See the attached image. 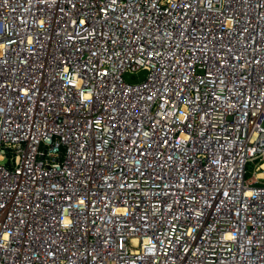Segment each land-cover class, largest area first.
Instances as JSON below:
<instances>
[{"label":"built area","instance_id":"2783aa9c","mask_svg":"<svg viewBox=\"0 0 264 264\" xmlns=\"http://www.w3.org/2000/svg\"><path fill=\"white\" fill-rule=\"evenodd\" d=\"M263 122L264 0H0V264H264Z\"/></svg>","mask_w":264,"mask_h":264},{"label":"water","instance_id":"95a60500","mask_svg":"<svg viewBox=\"0 0 264 264\" xmlns=\"http://www.w3.org/2000/svg\"><path fill=\"white\" fill-rule=\"evenodd\" d=\"M144 76H145V72H140V73L138 74L139 81H141V80L144 78ZM125 80H126L127 82H129V83H132V82H133V79H132L131 76H125Z\"/></svg>","mask_w":264,"mask_h":264},{"label":"rangeland","instance_id":"374dc122","mask_svg":"<svg viewBox=\"0 0 264 264\" xmlns=\"http://www.w3.org/2000/svg\"><path fill=\"white\" fill-rule=\"evenodd\" d=\"M263 127H264V122H263ZM250 168V167H249ZM249 168H248V170H249Z\"/></svg>","mask_w":264,"mask_h":264}]
</instances>
